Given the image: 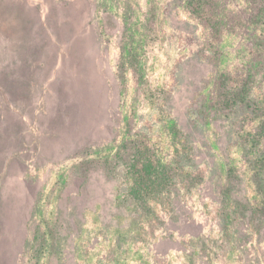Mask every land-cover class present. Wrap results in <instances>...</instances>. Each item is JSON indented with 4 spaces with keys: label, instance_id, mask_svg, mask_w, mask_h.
I'll return each instance as SVG.
<instances>
[{
    "label": "rangeland",
    "instance_id": "1",
    "mask_svg": "<svg viewBox=\"0 0 264 264\" xmlns=\"http://www.w3.org/2000/svg\"><path fill=\"white\" fill-rule=\"evenodd\" d=\"M200 33L179 0H0V264H264L254 116L202 120ZM135 132L203 181L139 196Z\"/></svg>",
    "mask_w": 264,
    "mask_h": 264
},
{
    "label": "trees",
    "instance_id": "2",
    "mask_svg": "<svg viewBox=\"0 0 264 264\" xmlns=\"http://www.w3.org/2000/svg\"><path fill=\"white\" fill-rule=\"evenodd\" d=\"M179 3L200 27L199 54L212 69L200 94L202 120L208 124L216 114L237 107L248 112L247 117L254 116L251 124L256 127L245 133L241 149L244 158L247 156V169L251 171L248 187L254 186L253 194L257 197H253L254 207L264 211V176L260 175L264 173V0H179ZM170 131L173 140L182 139L175 124L171 125ZM129 140L128 150L136 155L131 172L133 184L141 188V193L137 194L145 200L148 198L151 204L157 201V193L161 196L175 178L184 186L192 185L194 181L196 186L203 181L202 167L184 173L177 152L175 159L162 163L151 136L135 132ZM174 144L176 146V142ZM235 169L227 171L235 175ZM220 178L225 181L224 175ZM222 189L228 190L224 186ZM42 224L52 233L51 222L43 221ZM35 228L39 230L36 221ZM49 240L45 238V245Z\"/></svg>",
    "mask_w": 264,
    "mask_h": 264
}]
</instances>
